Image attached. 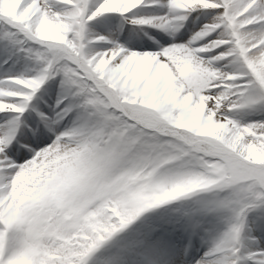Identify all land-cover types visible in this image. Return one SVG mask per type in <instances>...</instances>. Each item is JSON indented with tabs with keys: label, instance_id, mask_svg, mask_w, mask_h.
Listing matches in <instances>:
<instances>
[{
	"label": "snow or ice",
	"instance_id": "1",
	"mask_svg": "<svg viewBox=\"0 0 264 264\" xmlns=\"http://www.w3.org/2000/svg\"><path fill=\"white\" fill-rule=\"evenodd\" d=\"M160 3L0 0L3 62L33 65L0 78V264H124L129 239L155 233L156 253L178 255L167 229L217 213L223 231L188 264H264V119L232 118L264 102V0L134 14ZM193 13L207 22L177 43ZM106 14L169 39L124 47L90 30ZM252 212L259 240L243 235Z\"/></svg>",
	"mask_w": 264,
	"mask_h": 264
},
{
	"label": "rangeland",
	"instance_id": "2",
	"mask_svg": "<svg viewBox=\"0 0 264 264\" xmlns=\"http://www.w3.org/2000/svg\"><path fill=\"white\" fill-rule=\"evenodd\" d=\"M93 3H95V0H92ZM165 5V0H161V3L159 6L155 7H146L141 6L140 8H137L134 10V14L138 17H144V18H150V17H165L166 15H170L169 10L167 9ZM133 14H128V17L130 18ZM197 13H193L191 16H189L188 20L184 22V26L180 29L178 33H176V42L177 43H184L186 42L192 32L198 31L199 28L203 23L207 22L206 14L200 15V19L196 20ZM89 28L92 32L98 33L99 35H103L116 43H119L120 45L124 47H131L127 42V37L130 35H134L138 37V42L142 45H145L144 50L151 51L154 50L153 48L146 47L147 45L152 44L153 40H158L160 42H163L165 40H168L169 37L165 35L164 31H161L154 27L149 26H134L128 23H124L123 19L118 14H106L105 16L97 18L95 21L91 22L89 25ZM171 29V26H170ZM131 50H137L139 51V48H131ZM2 54L0 60V78H3L5 75H17L22 72H25L26 69H30L33 67L31 64H27L24 60H20L19 62H16V57H12L11 59H8L7 63H4L3 61L6 59V56L4 55L3 45L0 44V56ZM225 71H228L227 69H223ZM53 85H57L56 81H49L48 84L45 85V89L48 90V95L46 97H49L50 92L53 93ZM52 87V88H51ZM44 89L41 90L43 92ZM38 96L40 93L37 94ZM45 100V98L43 97ZM56 100V93L52 94V104L55 103ZM47 101V100H45ZM50 101L47 102V104H51ZM248 111V112H247ZM250 111L258 112V108L254 107ZM242 116L238 117L235 116L237 120H239L241 123H249L257 120H262L263 116H259V114H252L249 113V110H246L245 112L241 113ZM27 115V113H25ZM4 114H0V118H2ZM233 117V115H232ZM202 196H195L191 200H201ZM194 201V202H195ZM194 202H191L189 206H175L174 208L180 209L181 212L186 211L189 209L196 208ZM258 213H254V217H256ZM209 219H219L223 227L221 228L219 233L214 234L213 233V227L211 225H204L202 228L197 229L194 226H187L183 221H181L180 225L176 226V228H180L181 233L183 235H186V237L193 231L196 232V235H193L194 242L192 241V250L189 252V256L195 255L197 258H199L200 255L203 254V252L206 250L203 244H206L216 238L224 229L226 224V216L223 214L217 213V214H207L206 215ZM195 220L199 221V214L196 215ZM185 226L187 227V231H185ZM171 229V228H170ZM168 229V230H170ZM157 235V234H156ZM155 235V236H156ZM154 236V237H155ZM247 238V236H245ZM257 238V236H254ZM142 236H135L129 239L127 242V251L125 253V256L128 255L129 249L132 248L133 243L135 241L141 240ZM259 240V239H258ZM138 248V247H136ZM183 248V247H182ZM180 258H185L183 249L178 251Z\"/></svg>",
	"mask_w": 264,
	"mask_h": 264
},
{
	"label": "bare ground",
	"instance_id": "3",
	"mask_svg": "<svg viewBox=\"0 0 264 264\" xmlns=\"http://www.w3.org/2000/svg\"><path fill=\"white\" fill-rule=\"evenodd\" d=\"M258 2H259V0H258ZM1 57H2V54H1V56H0V60H3V59H1ZM225 69H227V68H225ZM227 70H229V69H227ZM52 88V87H51ZM53 93L52 92H50V94H49V97H46V96H44V98H45V100H47V101H45L46 103L48 102V101H50V99H51V102H52V94H54V93H56V91H57V85H53ZM49 91H50V89H48ZM253 95L254 96H259L260 95V93L259 92H253ZM35 102V101H34ZM52 104V103H51ZM254 107H257L258 108V112H255V111H249V113H251V115L252 114H259V116H263V119H264V102H260V103H258V104H256ZM245 113H246V111H244ZM248 112V111H247ZM233 115V117L232 118H234V119H236V117L235 116H238V117H241L242 116V114L240 113V114H237V113H233L232 114ZM256 121V120H255ZM254 122V121H253ZM193 197H195V196H193ZM192 197V198H193ZM191 198V199H192ZM205 197H203L202 196V198L201 199H204ZM186 200V201H182V202H180V203H178V204H174V205H172V207L174 208L175 206H178V207H180V206H189L190 204H192L191 202H194L195 200ZM196 207H197V205H195ZM188 210H192V209H189L188 208ZM254 213L255 212H252V213H249V215H248V218H247V228H246V230H245V232H244V236H248V229H251V233H252V236H257V238L256 239H260V237H259V235H258V233H257V231L255 230V228H253L252 227V225H253V220H254ZM257 213V212H256ZM257 216V215H256ZM183 223H185L187 226H194V227H196L197 229H200V228H202V226H204V225H211L212 227H213V233L214 234H216V233H219L220 232V230H221V228L223 227V224H222V222L219 220V219H214V220H211V219H209L205 214H199V221H197V220H195V223L193 224V223H189V222H186V221H183ZM180 224V223H179ZM179 224H176V225H179ZM175 225V226H176ZM157 233H155L154 235H153V237L152 238H154V236L156 235ZM122 235H126V234H122ZM120 237H117V239H119ZM167 239H169L172 243H173V238H171V236L170 237H166ZM192 239H194V237L192 236ZM148 241H150V240H144V238L142 237V239L141 240H138V241H135L134 243H133V246H132V248L131 249H129V251H128V254L130 255V253L133 251V249L134 248H136V247H138V246H140V245H143V244H145L146 242H148ZM151 241H152V239H151ZM150 241V242H151ZM193 242H194V240H192ZM149 242V243H150ZM262 247H264V244H262ZM149 249V251H151L152 249L154 250V248H153V246L151 245V246H149L148 247ZM148 250L147 251H144L145 253H147L148 252ZM178 251H180V249L177 247V253H178ZM191 252V251H190ZM142 254V253H141ZM148 257V256H147ZM191 257L192 256H187V257H185V258H180L179 257V254L178 255H174V254H172V253H165L164 254V256L161 258V256L160 257H154V258H156L155 260H157V261H154V259L152 258V257H148L147 259L149 260V261H151V259H153V262H150V264H155V262H158V264H188V262L191 260ZM129 260V262L128 263H130V264H141L142 262H143V258L141 259V258H138V257H132V258H129L128 259ZM145 263H146V261H145ZM148 263V262H147Z\"/></svg>",
	"mask_w": 264,
	"mask_h": 264
}]
</instances>
